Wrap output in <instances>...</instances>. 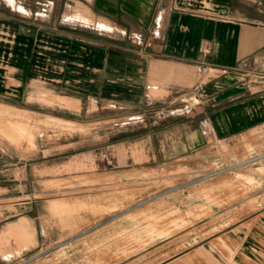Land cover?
<instances>
[{
	"label": "crops",
	"instance_id": "crops-1",
	"mask_svg": "<svg viewBox=\"0 0 264 264\" xmlns=\"http://www.w3.org/2000/svg\"><path fill=\"white\" fill-rule=\"evenodd\" d=\"M1 3L0 264L60 245L124 168L186 167L264 126V0ZM60 125L99 133L75 146ZM231 234L233 264H264V205Z\"/></svg>",
	"mask_w": 264,
	"mask_h": 264
},
{
	"label": "rangeland",
	"instance_id": "rangeland-1",
	"mask_svg": "<svg viewBox=\"0 0 264 264\" xmlns=\"http://www.w3.org/2000/svg\"><path fill=\"white\" fill-rule=\"evenodd\" d=\"M70 133L80 146L99 131L60 125V142L70 141ZM52 136L43 129L44 138ZM43 149L50 154V146ZM123 171L121 190L108 185L105 206L84 210L91 219L57 247L19 264H233V229L264 205V126L215 144L186 167ZM68 181L59 180L63 186ZM55 185L34 182L28 188ZM50 197L32 194L28 200Z\"/></svg>",
	"mask_w": 264,
	"mask_h": 264
}]
</instances>
